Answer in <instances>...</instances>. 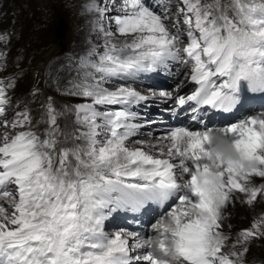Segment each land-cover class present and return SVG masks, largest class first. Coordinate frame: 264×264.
<instances>
[{"label":"snow or ice","instance_id":"obj_1","mask_svg":"<svg viewBox=\"0 0 264 264\" xmlns=\"http://www.w3.org/2000/svg\"><path fill=\"white\" fill-rule=\"evenodd\" d=\"M181 3L183 32L146 0H88L84 11L98 14L93 29L104 43L69 81L65 94L84 100L70 129L51 103L42 134L27 109L9 120L0 85V264H241L242 252L226 251L224 221L239 194L248 204L264 197L255 182L264 180V105L250 107L249 95L264 94V0ZM170 64L195 85L179 105L241 115L175 127L154 142L133 139L143 125L131 106L149 97L111 83ZM150 203L167 206L151 234L106 230L113 213ZM261 236L264 216L233 248Z\"/></svg>","mask_w":264,"mask_h":264},{"label":"rangeland","instance_id":"obj_2","mask_svg":"<svg viewBox=\"0 0 264 264\" xmlns=\"http://www.w3.org/2000/svg\"><path fill=\"white\" fill-rule=\"evenodd\" d=\"M146 2L157 11H167L169 23H176L177 28L181 32L184 31L186 26L183 24V15L179 12L183 7L181 0H146ZM87 3L88 0H0V37L4 38L0 40V85L6 87L10 99L6 112L9 120L17 112L27 109L32 116L34 127L42 134L47 127L44 123L47 105L51 103L57 113H62L58 116L60 126L71 128L74 107L84 103V100L71 96L72 102H65L51 93L50 87L52 83L59 81L61 75L67 80L68 72L77 73L81 58L86 56L84 46L89 37L99 51L103 50V36L94 29L89 31V23L94 22L98 14L86 13L84 8ZM96 3L100 7L110 6L109 0H96ZM162 5H165L166 9L162 8ZM115 14L114 11L107 13L108 16ZM135 81L138 83L143 81L142 84L148 85L147 87L151 89L163 87L169 90L179 86L181 92L185 94L188 91L191 93L195 87L184 75L182 67L171 64L168 69L160 68L156 72L142 74ZM124 83L134 82L115 79L111 86ZM177 94L175 96H180V93ZM145 95L149 97L147 100L132 105L137 115H140L143 125L140 134L133 137L134 139L151 138L161 129L170 127L171 112L165 111L167 109L162 107L164 103L171 105L176 103L175 96L169 100L159 95L155 97L149 93ZM262 98L264 99L263 95ZM251 107L258 109V106L251 105ZM158 110L164 111L163 114L151 119ZM144 120L148 122L144 123ZM255 182L264 183V180L256 178ZM165 208L159 210V205L155 204L148 210L149 212L144 214L145 226L142 219L136 218L139 223L137 228H141L138 230L127 227L131 222L123 223L113 213L107 220L106 230L111 232L115 225L121 224L131 232H140L139 230L145 227L144 234H151L148 223L156 222L159 211H164ZM128 214L130 217V212ZM262 216H264V197H258L252 204L245 203L243 199L240 213L231 218L233 221L243 223L232 231L225 232L230 237L226 251L242 252L239 257L241 264H264V236L233 248L240 231L249 229L253 222ZM243 248L247 251H243Z\"/></svg>","mask_w":264,"mask_h":264},{"label":"bare ground","instance_id":"obj_3","mask_svg":"<svg viewBox=\"0 0 264 264\" xmlns=\"http://www.w3.org/2000/svg\"><path fill=\"white\" fill-rule=\"evenodd\" d=\"M91 21V20H90ZM89 21H87V23H88ZM86 23V24H87ZM88 28H90L89 29V31L91 32V31H93V22H90L89 23V25H88ZM85 32V31H84ZM86 41V40H85ZM94 46V42H93V40H92V38L91 37H89V39L87 40V42H86V45L84 46V50H85V55L87 54V52L89 51V49L90 48H92ZM58 75V74H57ZM62 77L59 79V81L57 82V83H52L51 84V87H50V91H51V93H53L56 97H58V98H60L61 100H64L65 102H67V101H71L72 102V98L73 97H71L70 95H66L65 94V92L67 91V89L70 87V85H69V81L70 80H72L73 78H75V77H77V73L76 72H74L73 74H70L69 72H68V74H67V80H64L63 78V75H61ZM58 80V79H57ZM146 82V81H145ZM142 83H144L143 81L141 82V83H138V82H134L133 84H131L133 87H135V88H137V90L138 91H140L141 93H143V94H146V93H149V94H151L152 96H157V95H159V93L161 92V91H164V92H170V93H172V97L173 96H175V95H178L177 93H180V96H187V95H189V94H191L190 93V91H188V93H184V92H181V89L179 88V86H177V87H173L172 89H163V87L162 88H159V87H155L154 89H151V88H149V87H147L148 85H146V84H142ZM151 83V82H150ZM116 86H118L117 84H116ZM116 86H111V87H116ZM153 88V87H152ZM153 93H155V95H153ZM181 93H184V95H181ZM263 96H264V94H262ZM159 97H162V96H160L159 95ZM176 97L177 96H175L174 98H175V100H176ZM156 99H158V98H156ZM169 99V98H168ZM171 99V98H170ZM169 99V100H170ZM60 100V101H61ZM138 103H140V102H138ZM177 101H176V103H174V104H170V103H168V104H166V103H164V105H163V107L162 108H166L167 110H165V111H170L171 112V114L173 113V112H177V110H178V107H177ZM251 105L252 106H258V109H260L261 108V106L262 105H264V101L262 102V103H260V104H258V103H256V102H254L253 100H251L250 99V107H251ZM114 108H115V106H113ZM131 110L132 111H135L136 112V110L135 109H133V106H131ZM139 112V111H138ZM163 112L164 111H160V110H158V111H156V114L155 115H152L151 116V119H153V118H155V116H157V115H161V114H163ZM138 114V113H137ZM170 114V115H171ZM186 115L190 118V117H192V115H190L189 113H186ZM241 115V112H238L237 114H236V116L233 118V119H230V120H228V121H235L239 116ZM170 117V116H169ZM144 119V118H143ZM150 120V119H149ZM227 121V122H228ZM136 122L137 123H139V124H141L142 123V119H140V115L138 116L137 115V120H136ZM144 123H147L148 122V120H144L143 121ZM171 123H170V127L169 128H164V129H161V131L160 132H157V133H155L154 134V136H152L151 138H146V139H143V140H149V141H152V142H154L155 141V139L156 138H158V137H161V136H163L166 132H168L169 130H171L172 128H174L173 127V125H174V123L172 124V120L170 121ZM227 122H225V123H223V124H226ZM171 124H172V126H171ZM175 124H182L183 125V127H191V128H193V129H199L200 127H197V126H195V125H193L191 122H189V120H184V122L182 121L181 123L179 122V123H175ZM223 124H221V123H219L218 121H215V122H210L209 124H207L209 127H213V126H219V125H223ZM72 127V126H71ZM200 129H202V128H200ZM134 139V138H133ZM243 199H244V197H243V195L242 194H239V198L233 203V204H230L229 205V208L226 210V216H227V218H226V220L224 221V225H225V228H224V231L227 233V232H230V231H232V229H234L237 225H239V224H242L243 222H236V221H233L231 218L232 217H234V216H236L237 214H239L240 213V211H241V205H242V202H243ZM166 208H167V206H166ZM166 208L164 209V211L166 210ZM164 211H159V213H158V215H157V219H159V217L163 214V212ZM146 213H147V211H145ZM145 213V214H146ZM140 216H141V213H140ZM152 216V215H151ZM127 217V216H126ZM235 219V218H234ZM124 220V218L122 219V221ZM156 221V220H155ZM152 223H155L154 221L153 222H151V223H148V227L150 228V225L152 224ZM106 225H107V221L105 222V227H106ZM110 230V229H109ZM118 230H126V231H130V230H127V228L126 227H123L121 224L120 225H115L114 227H113V229L111 230V232H115V231H118ZM150 232H151V228H150V230H149ZM131 232V231H130Z\"/></svg>","mask_w":264,"mask_h":264},{"label":"trees","instance_id":"obj_4","mask_svg":"<svg viewBox=\"0 0 264 264\" xmlns=\"http://www.w3.org/2000/svg\"><path fill=\"white\" fill-rule=\"evenodd\" d=\"M127 214H128V210H119L115 212V216L118 217L119 220H122L124 217H126Z\"/></svg>","mask_w":264,"mask_h":264}]
</instances>
